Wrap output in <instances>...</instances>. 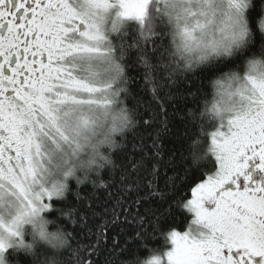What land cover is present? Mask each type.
<instances>
[{
  "label": "snow or ice",
  "instance_id": "obj_1",
  "mask_svg": "<svg viewBox=\"0 0 264 264\" xmlns=\"http://www.w3.org/2000/svg\"><path fill=\"white\" fill-rule=\"evenodd\" d=\"M0 264H264V0H0Z\"/></svg>",
  "mask_w": 264,
  "mask_h": 264
},
{
  "label": "trees",
  "instance_id": "obj_2",
  "mask_svg": "<svg viewBox=\"0 0 264 264\" xmlns=\"http://www.w3.org/2000/svg\"><path fill=\"white\" fill-rule=\"evenodd\" d=\"M213 99V96L211 93H209L208 97H207V100L208 102L210 103ZM190 222V221H189ZM176 230H179V231H182V230H186V223L183 219L182 216H178L177 217V221H176ZM160 244V241L159 240H153L152 244L149 245V247H158ZM142 254L146 253V250L142 249L141 250Z\"/></svg>",
  "mask_w": 264,
  "mask_h": 264
},
{
  "label": "clouds",
  "instance_id": "obj_3",
  "mask_svg": "<svg viewBox=\"0 0 264 264\" xmlns=\"http://www.w3.org/2000/svg\"><path fill=\"white\" fill-rule=\"evenodd\" d=\"M49 231H54V230L50 228Z\"/></svg>",
  "mask_w": 264,
  "mask_h": 264
}]
</instances>
